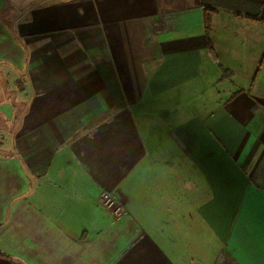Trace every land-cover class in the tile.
<instances>
[{"label":"crops","instance_id":"crops-1","mask_svg":"<svg viewBox=\"0 0 264 264\" xmlns=\"http://www.w3.org/2000/svg\"><path fill=\"white\" fill-rule=\"evenodd\" d=\"M243 15L264 0H0V264H264Z\"/></svg>","mask_w":264,"mask_h":264},{"label":"trees","instance_id":"trees-1","mask_svg":"<svg viewBox=\"0 0 264 264\" xmlns=\"http://www.w3.org/2000/svg\"><path fill=\"white\" fill-rule=\"evenodd\" d=\"M205 12H206V20H207V23L209 24V19H210V15L212 14L213 9L209 8V7H205ZM239 15H242V14H239ZM245 17H247L248 19H252V20H258V21H263L264 19L260 18L259 16H254V15H243ZM264 63V54L261 58V62H260V67L258 68V70L256 71V77L258 76L259 74V71H260V68L262 66V64ZM222 68V78H221V81L225 80L226 78H230L233 76V72L231 70H228L226 68H224L223 66H221ZM255 77V78H256Z\"/></svg>","mask_w":264,"mask_h":264},{"label":"built area","instance_id":"built-area-1","mask_svg":"<svg viewBox=\"0 0 264 264\" xmlns=\"http://www.w3.org/2000/svg\"><path fill=\"white\" fill-rule=\"evenodd\" d=\"M102 202L110 207V208H115L116 209V212L119 213L121 212V208L118 207V205L116 204V201L115 199L113 198V196L111 194H105L102 198Z\"/></svg>","mask_w":264,"mask_h":264}]
</instances>
